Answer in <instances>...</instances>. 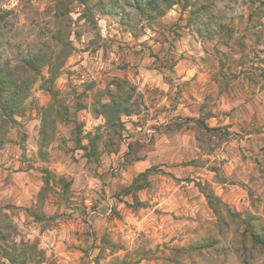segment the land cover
<instances>
[{
	"label": "clouds",
	"instance_id": "obj_1",
	"mask_svg": "<svg viewBox=\"0 0 264 264\" xmlns=\"http://www.w3.org/2000/svg\"><path fill=\"white\" fill-rule=\"evenodd\" d=\"M0 264H264V0H0Z\"/></svg>",
	"mask_w": 264,
	"mask_h": 264
}]
</instances>
